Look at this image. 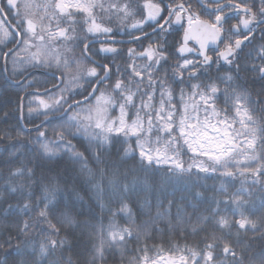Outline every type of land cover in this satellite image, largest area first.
I'll return each instance as SVG.
<instances>
[{
  "label": "snow or ice",
  "instance_id": "obj_1",
  "mask_svg": "<svg viewBox=\"0 0 264 264\" xmlns=\"http://www.w3.org/2000/svg\"><path fill=\"white\" fill-rule=\"evenodd\" d=\"M114 17L121 24L132 21L128 27L141 33L129 32L133 41L150 40L141 51L127 49L129 62L123 69L116 66L115 72L110 64L93 59L100 53L120 54L114 45L123 41L115 39L110 26ZM171 36L178 38L169 43ZM97 42L100 48L93 53ZM8 43L23 47L0 54L5 74L11 57L7 79L27 90L34 84L25 77L29 67L54 68V79L64 85H53L57 91L48 101L29 93L38 100L36 108H28L29 118L33 113L45 116L34 128L33 155L45 161L67 156L89 177L101 211L105 200L118 203L119 212L134 225L110 222L107 229L101 227L91 259L84 264H97L106 251L123 250L129 240L150 229L158 231V222L166 217L169 227L187 223L194 234L204 233L203 247H186L187 254L178 257H151L145 245L139 249L143 255L129 264H264V0H146L139 13L131 0H6V5L0 3V44ZM213 67L215 76L210 74ZM113 75L116 79L109 83ZM169 79L189 91L181 87L177 100ZM249 82L259 85L255 94L248 90ZM77 95L83 99H74ZM41 107L44 111L38 112ZM49 113L61 114L54 139L42 130L43 123H51ZM78 137L87 141L86 150L94 148L95 169L72 143ZM114 147L119 165L110 163ZM11 148L10 164L25 155L23 144ZM200 173L229 182L240 178V187L232 192L224 184L213 189L211 203L216 207L185 220L175 185ZM65 191L57 176L37 178L25 163L10 167L6 175L0 172L4 217H27L14 231L9 226L6 234L0 233V264H79L70 254L68 230L81 226L77 216L83 213H74L73 202L63 198ZM17 195V203H10L9 197ZM132 203L147 220L135 224ZM220 204L226 206L223 211Z\"/></svg>",
  "mask_w": 264,
  "mask_h": 264
},
{
  "label": "trees",
  "instance_id": "obj_2",
  "mask_svg": "<svg viewBox=\"0 0 264 264\" xmlns=\"http://www.w3.org/2000/svg\"><path fill=\"white\" fill-rule=\"evenodd\" d=\"M36 3H41L42 0H35ZM109 2V0H105ZM124 2V0H120ZM134 10L138 13L142 9L143 4L146 0H131ZM153 2H158V0H153ZM6 5V0L3 1ZM196 7L195 5H193ZM146 14V13H145ZM140 15L138 14L135 19H139ZM11 20L12 17H9ZM132 23L131 20L127 21L125 24H121L120 20L113 18L111 22V27H113L116 35L115 39L123 41L122 43H117L114 45L120 49L119 55L113 54H103L93 55L99 63H108L113 67V72H115V67L119 66L123 69L128 63V53L127 49L135 48L137 51H141L143 47H147L150 42L149 39L140 41L138 43H125L132 41V37L129 35L131 32L133 35H141L140 32L131 29L128 27ZM145 30L150 32L149 27L145 26ZM82 37L84 33L80 34ZM153 40L155 36L151 37ZM19 40V37L16 38ZM103 37H99L98 40H103ZM173 37H169V43H172ZM260 43L259 39L254 42V45L258 46ZM23 47V45H17L14 43H8L7 46L0 44V54L7 52L9 48H16L18 51ZM100 48V43H95L92 45L93 53ZM251 50V46L246 51ZM77 56L80 55V48L75 49ZM20 55H25L24 52H20ZM137 63H143V61H137ZM169 63H174V61H169ZM85 65L91 67L85 62ZM12 62L11 57L8 60V73H4V62L3 59H0V136H3L5 133H10V138L0 140V172L7 174L10 167H16L20 163L28 164L29 167H33L36 171L37 178L41 175L47 176H57L59 178L61 187H66V191L62 194L63 198L73 202L74 204V213H83V215L77 216V219L81 222V226L74 229H69V241L72 245L71 255L74 261H78L79 264H84L85 261L91 259V253L93 245L98 243V230L103 227L107 229L110 222L115 223L121 227L132 226L131 221H129L126 213L119 212L118 203H109L107 200L103 201L106 205L104 211L102 212L99 204L96 199V192L92 187V184L89 182V177L87 174L80 172V166L73 164L69 158L62 154L61 157L55 158L53 161H45L42 159H37L32 152L33 144L37 133L34 130L36 125H41L45 121V116L37 115L33 113L32 117L29 118L28 108L31 106L33 108L37 107L38 100L34 96H30L29 93H35L39 95L40 99L45 101L49 100V97L57 91L53 87L55 84H59V81L54 79L52 73L55 72V69L47 68H28L25 77L27 80H33L34 84L31 88L27 90H22L17 86L15 80H9L6 77L11 75ZM224 69L221 70L223 74ZM171 70H169V75ZM212 76L216 75V69L213 67L211 69ZM157 75H163V72L157 73ZM252 75V74H249ZM18 80H23L24 77H17ZM116 76L113 75L112 81L114 82ZM203 79V77H202ZM198 81H193L197 83ZM169 84L175 90L176 99H179L180 88L184 87L185 91H189L186 85H181L179 83L173 82L171 79L168 81ZM64 87V85L62 86ZM61 87V88H62ZM248 90L255 94V90L259 87L258 84H253L249 82L247 85ZM68 95V93H66ZM86 95V93H85ZM23 98V100L21 99ZM74 99L82 100L81 95H77ZM159 97L157 96V100ZM29 100H32L33 103L30 105ZM222 106V105H221ZM44 109L41 107L38 109V112H43ZM134 111V110H133ZM132 113L130 112V115ZM60 113H49L48 119L51 123H43L42 130L47 129L49 139H54L53 128H55L61 121L58 119ZM23 117V118H21ZM71 139V137H69ZM19 142V143H18ZM72 143L76 145L77 150L84 152L85 156L88 158L89 167L95 169L97 167L95 161L92 158V150H86L89 148L88 143L83 138H76L72 140ZM17 144L19 147L20 144L24 145L22 149L25 153L24 156L18 161L13 163H8L9 155L12 152L11 145ZM111 158L110 163L114 165H119L122 163L120 157L117 154L116 148L110 149ZM190 153L183 156V159L188 161ZM131 163V162H130ZM195 171V170H194ZM224 184L228 188L229 192L234 191L236 188L240 187V178H237L234 181H227L224 178H218L216 176H209L205 178V174L200 173L199 176H192L189 181L186 183L175 185L176 189V200L179 206L183 209V215L185 220L187 216H194L205 214L206 210L210 207H216V205L211 203V197L213 196V189H220L221 185ZM171 190V189H170ZM199 193V196L195 194ZM184 196L185 199L181 200L180 197ZM19 196H10V203H17ZM172 199V197H169ZM218 200L224 199L217 195ZM140 202H143V195L140 198ZM155 202V201H154ZM258 203V200H257ZM132 211L134 214L135 224H140L143 221L147 220L146 215H139V205L132 203ZM6 204H0V233H5L9 226L13 228L17 222L21 219H26L21 214L9 215L7 218L3 215V209L6 208ZM219 207L223 211L226 207L224 204H220ZM108 208H111V212L108 211ZM146 211V210H145ZM153 214L156 209L153 208ZM112 213H116L115 216ZM177 214V208H172V217L174 218ZM255 218V217H254ZM168 218L158 222L159 230L150 229L146 234H142L139 239L129 240L125 249H111L105 252L104 259L98 260L97 264H129V262L136 256L143 255L139 251L140 248L145 245L149 249L148 255L151 257H157L159 255L174 254L177 257L179 255H186L187 253L183 251L186 247L188 248H197L203 247L202 238L204 233L194 234L191 229L187 226V223L183 225H176L175 227L168 226ZM175 224V220H173ZM64 233H62L63 235ZM219 235V233H217ZM252 233H248V237H251ZM2 238V237H0ZM15 243V241H14ZM254 247H258L257 244H254Z\"/></svg>",
  "mask_w": 264,
  "mask_h": 264
},
{
  "label": "flooded vegetation",
  "instance_id": "obj_3",
  "mask_svg": "<svg viewBox=\"0 0 264 264\" xmlns=\"http://www.w3.org/2000/svg\"><path fill=\"white\" fill-rule=\"evenodd\" d=\"M247 2H249V3H251V0H247ZM3 3V2H2ZM258 6V5H257ZM204 18H207V17H204ZM233 22H235V21H233ZM150 29V32H148L149 34H150V36L151 37H153L154 35H152V29L151 28H149ZM173 38H178V37H174V36H172ZM144 40H146V39H144ZM133 41V40H132ZM143 41V40H142ZM138 42H140V41H137V42H133V43H138ZM209 54L210 55H213V53H211V52H209Z\"/></svg>",
  "mask_w": 264,
  "mask_h": 264
},
{
  "label": "water",
  "instance_id": "obj_4",
  "mask_svg": "<svg viewBox=\"0 0 264 264\" xmlns=\"http://www.w3.org/2000/svg\"><path fill=\"white\" fill-rule=\"evenodd\" d=\"M2 2V0H0V3ZM142 40H144V39H142ZM133 42H137V41H128V42H125V43H133ZM97 43H99V42H97ZM94 45V44H93ZM209 47L211 48L212 47V45H209ZM59 85H60V87H62L63 86V84H60V82H59Z\"/></svg>",
  "mask_w": 264,
  "mask_h": 264
},
{
  "label": "bare ground",
  "instance_id": "obj_5",
  "mask_svg": "<svg viewBox=\"0 0 264 264\" xmlns=\"http://www.w3.org/2000/svg\"><path fill=\"white\" fill-rule=\"evenodd\" d=\"M3 1H4V0H2V2H3ZM2 2H1V3H2Z\"/></svg>",
  "mask_w": 264,
  "mask_h": 264
}]
</instances>
